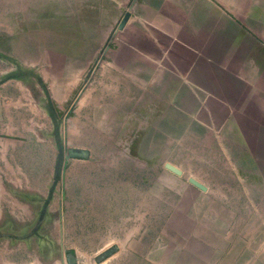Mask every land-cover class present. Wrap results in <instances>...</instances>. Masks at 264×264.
<instances>
[{
    "label": "rangeland",
    "instance_id": "obj_1",
    "mask_svg": "<svg viewBox=\"0 0 264 264\" xmlns=\"http://www.w3.org/2000/svg\"><path fill=\"white\" fill-rule=\"evenodd\" d=\"M184 2L0 0V264H264V122L244 104L264 80V0ZM129 27L199 43L179 58L191 88L111 79Z\"/></svg>",
    "mask_w": 264,
    "mask_h": 264
},
{
    "label": "crops",
    "instance_id": "obj_2",
    "mask_svg": "<svg viewBox=\"0 0 264 264\" xmlns=\"http://www.w3.org/2000/svg\"><path fill=\"white\" fill-rule=\"evenodd\" d=\"M233 7L231 4H224L222 7ZM210 7H216L215 4L211 5ZM172 8H178V9H195L200 8V0H192L191 4H187L184 2V4H174ZM191 19V21H189ZM174 21V20H173ZM176 21V20H175ZM187 21L191 24L193 34H196V36H200V25L202 22L200 21V16H196L195 14L193 17L189 18ZM163 23L162 18H148L145 20L138 19V18H131V20L128 23L129 25H161ZM167 23V22H166ZM182 24V23H181ZM220 32H218L219 35H222V38L224 41H232V33H229V37L227 38V25L221 24ZM139 28V27H138ZM141 29V28H139ZM142 30V29H141ZM229 30V28H228ZM195 31L197 33H195ZM217 33V32H216ZM214 33V34H216ZM166 36V35H165ZM164 35H161L160 33L156 32L153 28L145 29L143 32H134V29L131 27L125 28L123 32L120 33L119 39H116L115 42L119 43V48H114L112 50V54L114 56L113 65L115 67L114 70L118 71L115 72V76L111 79L118 81H125L128 82L125 87L132 89L137 88L139 85H137V80L139 78L138 74H144L145 79L150 78L149 72H163L161 74V77L153 78L154 81L164 80L167 79L168 81L178 82V84L175 85L177 88L182 89H190L191 87L186 84L184 77V72L186 71L184 62L181 61L179 58H182L185 56L186 52L188 55H195V47H199V43H192V48L187 47L186 49V43L184 40L179 41L175 38L173 43V40L171 41L170 38H166ZM193 37L191 41H200L199 38ZM189 44V43H188ZM175 48V49H174ZM116 57H123V61H116ZM164 58L167 59V65L164 64ZM173 58V60L171 59ZM194 65V63H193ZM107 66V65H106ZM108 67L112 68L111 65H108ZM155 70V71H154ZM174 71L176 74H174ZM192 87L197 88L200 90L201 88V76H200V70L199 68L196 70H192ZM166 74V75H165ZM161 78V79H160ZM151 79V78H150ZM209 96L213 97L215 99L219 98L218 102L220 104H232L231 100V93L227 92L230 88L232 89L231 82H225V83H218L213 82V80L209 79ZM152 82V81H151ZM211 83L214 85L215 88L212 87ZM259 85V84H258ZM144 87H147V85H143ZM260 88L255 87V92L249 90V94H246V91L244 92L241 90L238 93H241V98L243 97L244 92V100L246 99L247 102H244V104H249L252 106V110L259 113V115L262 118V122H264V80H262V83H260ZM122 87V86H119ZM151 87H163L160 84H152ZM229 93V97H228ZM224 99L223 101H221ZM192 102L194 106L200 105L202 103V98L200 92L193 91L192 93ZM214 104V103H213ZM214 106V105H213ZM216 106V105H215ZM216 109H213V112H215ZM217 114V113H216ZM217 117V116H216ZM219 118V117H217ZM222 119V118H220ZM211 121V118H210ZM257 134H256V145H257V167L264 168V123H258L257 124ZM260 230V232H264V226L258 225L257 230Z\"/></svg>",
    "mask_w": 264,
    "mask_h": 264
},
{
    "label": "water",
    "instance_id": "obj_3",
    "mask_svg": "<svg viewBox=\"0 0 264 264\" xmlns=\"http://www.w3.org/2000/svg\"><path fill=\"white\" fill-rule=\"evenodd\" d=\"M128 19H129V15H127V16L125 17V19L123 20L120 29L124 28V26L126 25Z\"/></svg>",
    "mask_w": 264,
    "mask_h": 264
}]
</instances>
